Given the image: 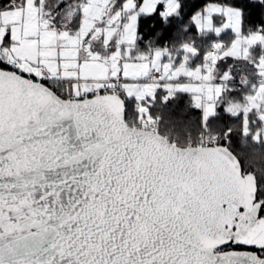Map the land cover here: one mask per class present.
<instances>
[{
    "label": "snow or ice",
    "instance_id": "obj_1",
    "mask_svg": "<svg viewBox=\"0 0 264 264\" xmlns=\"http://www.w3.org/2000/svg\"><path fill=\"white\" fill-rule=\"evenodd\" d=\"M0 264H264V0H0Z\"/></svg>",
    "mask_w": 264,
    "mask_h": 264
},
{
    "label": "trees",
    "instance_id": "obj_2",
    "mask_svg": "<svg viewBox=\"0 0 264 264\" xmlns=\"http://www.w3.org/2000/svg\"><path fill=\"white\" fill-rule=\"evenodd\" d=\"M199 2H200V3H203L204 0H199ZM183 103H187V97H184V99H183Z\"/></svg>",
    "mask_w": 264,
    "mask_h": 264
}]
</instances>
